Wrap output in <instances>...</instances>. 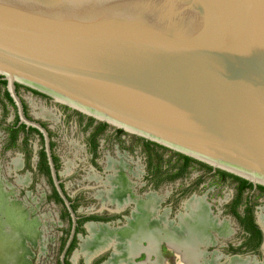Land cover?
Returning a JSON list of instances; mask_svg holds the SVG:
<instances>
[{
  "label": "water",
  "instance_id": "obj_1",
  "mask_svg": "<svg viewBox=\"0 0 264 264\" xmlns=\"http://www.w3.org/2000/svg\"><path fill=\"white\" fill-rule=\"evenodd\" d=\"M0 75L68 206L16 83L264 186V0H0Z\"/></svg>",
  "mask_w": 264,
  "mask_h": 264
},
{
  "label": "rangeland",
  "instance_id": "obj_2",
  "mask_svg": "<svg viewBox=\"0 0 264 264\" xmlns=\"http://www.w3.org/2000/svg\"><path fill=\"white\" fill-rule=\"evenodd\" d=\"M5 89L6 86L2 84L0 94V184L3 190L7 192L8 197L14 196L13 192L16 190L17 199L21 201V204L31 206L30 209H33L34 218L39 214L44 215V223L41 228L42 235L37 237L36 241H27V250L23 256L26 259L24 263L56 264L71 235L67 211L60 202L55 201L52 192L54 182L53 184L50 182V179L53 180L52 174H47L40 165V151L45 145L44 138L35 131L26 133L25 129L21 128L16 139H12L11 127L19 120V114L16 104L4 96ZM18 95L27 105L28 118L42 124L48 131L49 142L53 143L52 153L57 158L56 168L59 172L60 183L70 198L76 200L78 210L75 215L107 212L100 194L105 195L107 192L108 186H105L102 181H105L107 175L112 173L107 169L108 161H120V163L125 161L128 167L125 170L126 178L131 183V190L136 185L135 181L131 179V174L138 175L140 168L134 166L140 165L143 167L141 179H136L135 176L132 178L138 183L148 182L147 186L142 187L143 189L169 188L179 190L190 186L189 197L192 195L207 197L213 213L218 215L221 221H226L229 227L233 229L229 237L219 235L218 243L207 248L206 261H209L210 264L222 263L221 260H225L226 255L233 254L230 250L246 239L247 234L231 211V203L237 196L236 185L233 181L221 180L217 175L207 173L204 167L192 164L186 172L171 179H165L161 174L158 175L156 186H151L149 183L152 180L146 176V163L151 161L154 165L153 170L156 168L157 159L150 158L151 156L155 157V149L154 154L140 150L139 144L142 141L137 140L127 131L116 134V127L110 125L106 131L100 134L94 152L88 138L97 121H90V116L84 113L80 115L73 108L51 97L34 94L24 85L19 87ZM46 110L52 114V117L46 115ZM25 137H27V144H24L23 139ZM157 153L161 155L163 166L169 164L171 167L174 159L178 157V155L160 148H158ZM171 156L174 158L172 159ZM127 159L131 161L132 165ZM180 165L181 161L175 162L168 173H176ZM168 173L164 175L167 176ZM93 174L99 176L101 180L91 179L90 176ZM200 178H202L201 182L197 183ZM248 202L254 205L256 220L259 221V216L264 215V192H244L242 201L236 208L237 211L243 214ZM89 236L87 230L79 232L75 248L69 253V258L73 262L92 263H89L88 258L82 252V245ZM163 247H165L164 255L170 264H177V257L173 251L169 250L166 245ZM110 250L111 248L106 249L103 253L96 255L93 260L100 256L102 258L109 257ZM219 253L222 255V259L213 262V256ZM249 255L262 260L263 250L260 248L254 254ZM141 258L144 259L145 255Z\"/></svg>",
  "mask_w": 264,
  "mask_h": 264
},
{
  "label": "bare ground",
  "instance_id": "obj_3",
  "mask_svg": "<svg viewBox=\"0 0 264 264\" xmlns=\"http://www.w3.org/2000/svg\"><path fill=\"white\" fill-rule=\"evenodd\" d=\"M45 112L52 117L49 111ZM126 167L125 161H108L107 169L112 173L105 181L102 179L108 189L105 195L100 194L105 206L119 209L130 198L131 183L126 178ZM90 178L101 180L96 174ZM16 192L14 190V196L8 197L0 184V264H25L23 256L27 241H36L42 235L44 215L34 218L31 206L21 204ZM158 199L150 194L147 201H137L132 221L125 227L112 229L108 225L88 223L90 236L82 245L88 260L112 246L113 253L107 264H133L131 258L141 253L146 254L147 260L139 264H169L162 254V245H166L176 255L177 264H210L206 261L207 248L218 243L219 235L229 237L233 229L213 213L206 196L194 195L186 200L183 204L185 212L178 214L177 223L168 218L167 210L163 215H157L155 204ZM259 222L264 228V215L259 216ZM220 259V253L213 256V262ZM219 264H264V261L251 257L228 258V262Z\"/></svg>",
  "mask_w": 264,
  "mask_h": 264
},
{
  "label": "flooded vegetation",
  "instance_id": "obj_4",
  "mask_svg": "<svg viewBox=\"0 0 264 264\" xmlns=\"http://www.w3.org/2000/svg\"><path fill=\"white\" fill-rule=\"evenodd\" d=\"M17 84H19V83H16V91H17V93H18V89H19V87L17 86ZM6 89H7V82H6ZM25 87H27V86H25ZM27 88H29V87H27ZM30 89V88H29ZM8 90V89H7ZM34 94H40V93H37V92H35V91H33L32 89H30ZM41 96H44V97H49V96H46V95H43V94H40ZM50 98V97H49ZM14 102V101H13ZM22 103H23V107H24V105H26V103L25 102H23L22 101ZM14 104H15V102H14ZM26 107H27V105H26ZM28 110V109H27ZM75 110V109H74ZM24 111H25V109H24ZM75 111H77V110H75ZM77 112H79V111H77ZM25 114L26 115H28V112L26 113L25 112ZM79 114V113H78ZM90 118H93V117H91L90 116ZM93 120H95V121H97L96 123H95V125H94V128L91 130V132H90V134H89V137L92 135V133H94L98 128H99V126H100V124L102 123V121H99V120H97V119H95V118H93ZM19 122V121H18ZM103 123H105V122H103ZM19 124H22V123H19ZM108 124V123H107ZM110 126V124H108L106 127H105V129H104V131H106V129L108 128ZM116 127V126H115ZM25 129L26 130H29L30 129V127H27V126H25ZM103 131V132H104ZM126 130H124V129H121V128H118V127H116V134H122L123 132H125ZM128 132V131H127ZM130 133V132H129ZM130 134H132V133H130ZM133 135V137L134 138H136L137 140H140V141H142L141 142V144H139L140 146H139V149L140 150H144V151H146V152H148V150L146 149V144H145V141L144 140H142L141 139V137L140 136H137V135H135V134H132ZM41 137H43V135H40ZM100 136V135H99ZM99 136H98V138H97V140L99 139ZM24 140V139H23ZM135 143V142H134ZM151 145V147H153L154 149H155V151L157 152L158 151V148H160L159 146H156V145H153V144H150ZM42 149H44V146L42 147ZM51 149H52V147H51ZM160 149H163V148H160ZM45 150V149H44ZM168 151H170L172 154L174 153V150H168ZM149 157V156H148ZM126 158V157H125ZM171 158L173 159L174 158V156H171ZM53 159H54V154H53ZM150 159V158H149ZM129 162H130V164H131V161L129 160V159H127ZM47 161H48V159H47ZM173 161V160H172ZM177 161H181V165L183 164V163H185L186 162V160L185 159H182V158H180V157H177V159H174V163L176 162L177 163ZM54 162H55V160H54ZM174 163H172V165H174ZM49 164V163H48ZM151 164H152V162L151 161H149V162H147L146 163V170H147V173H146V176H148V177H150V179L152 180L150 183H149V185H151V186H156V184H157V182H158V178H157V176H158V173H157V167L153 170V168H152V166H151ZM192 164H196V165H199V166H202V167H204V169H205V171L207 172V173H209V174H211V175H217L221 180H228V181H233V183H235V185H236V191H237V194H238V186L240 185V182L239 181H236V180H234L232 177H229V176H224L223 174H222V172L220 171V169L219 168H214V167H212L211 169H208L207 167H205V166H203V165H201L200 163H198V162H191L189 165H188V167H187V170L190 168V166L192 165ZM55 165H56V163H55ZM132 165V164H131ZM171 165V167L169 166V164L168 165H166V166H163V163L161 162V167H162V173H161V175H163V177L165 178V179H171V178H173L174 177V174H175V172L174 173H172V174H169L168 173V171L169 170H171V168L173 167ZM180 165V166H181ZM134 167H138V168H140V170H139V174L138 175H132L131 174V179L133 180V181H135V183H136V185H135V187H134V189L133 190H131L132 191V193H131V195H129L130 196V198L127 200V203L122 207V208H119V209H116V208H111V207H108V206H106L105 208H106V210H107V212H105V213H95V212H90V213H86V214H79V215H76V220H75V222L73 221V218H72V216H71V214H70V208L74 211V212H76L78 209H77V205H76V200L75 199H71L70 198V196H69V194H67L66 193V191L64 190V188H63V186H62V184L60 183V185H61V187H62V191L64 192V194L66 195V197L68 198V200L70 201V205L68 206L66 203H65V201H64V199L62 198V196H61V194H60V192L58 191V189L56 188V186H55V184H54V186H55V189H56V191L58 192V195L60 196V198H61V200H59V199H56L55 198V201L56 202H60L64 207H65V209H66V211H67V213L69 214V219H68V222H69V227H70V232H72V230H74V234H73V237L70 239H68L67 240V242H66V246H67V244H68V242H69V240H71L70 241V243H69V245L67 246V247H65V249H62L61 247V249L62 250H64L63 251V253H62V255L58 258V260H57V262H56V264H81V263H77V262H73L70 258H69V253L72 251V250H74V248L70 251V252H68V250H69V248H70V245L71 244H73V243H76V241H77V237H78V234H79V232H81V230H87L88 232H89V230H88V228H87V222H89V221H92V222H90V223H97V224H102V225H108V227H110V228H112V229H117V228H121V227H125L126 225H128L131 221H132V217H133V211H134V209H135V207H136V203H137V201H147L148 200V198H149V195L150 194H154L155 196H157L159 199H158V201L156 202V204H155V208H156V212L158 213L157 215L158 216H161V215H163L164 214V211H166L167 210V216H168V218L170 219V220H174L175 221V223H177L176 221H177V216H178V214L179 213H181V212H185L184 210H185V207H184V203L186 202V200H189L192 196H194V195H192V196H190L189 197V195H190V191H191V189H190V186H187L186 188H182V189H179V190H173V189H169V188H166V189H155V188H145V189H143L142 187L143 186H147L148 185V182H140V183H138V181L137 180H134L132 177H136V179H141V173H142V171H143V167L142 166H134ZM180 170V167L178 168V170H177V172ZM153 171V172H152ZM165 173H168L167 174V176H165L164 174ZM51 174V173H50ZM160 175V174H159ZM246 191H248V192H250V193H253V192H255V191H261L260 189H258L257 187H255V186H253L252 188H246L244 191H243V193L244 192H246ZM53 193H54V189H53V191H52ZM263 192V191H262ZM196 196H200V195H196ZM235 199V198H234ZM249 204H251L250 202H248ZM70 207V208H69ZM245 209V208H244ZM255 218H256V216H255ZM257 221V220H256ZM260 227V226H259ZM81 228V229H80ZM262 230V229H261ZM262 232H263V230H262ZM71 236V235H70ZM88 236V235H87ZM263 240H264V232H263V239H262V242H261V244H260V246H259V248L258 249H260L261 248V246H262V243H263ZM244 242V240L243 241H241L240 243H239V245L238 246H236V247H234L232 250H230V252L231 253H233V254H241V255H246V254H254L256 251H254V249H252V246L250 245H245V246H242L241 248L239 247V246H241V244ZM62 245V244H61ZM60 245V246H61ZM109 248H111V250H110V256L109 257H106V258H102V256H100L99 258H96L95 260H93L94 259V257L96 256V255H99V254H101V253H103V251H105L106 249H108V248H106V249H104V250H102L101 252H98V253H96V254H94L93 256H92V258L89 260V263H91V264H107V262L110 260V258H111V256H112V253H113V249H114V247H112V246H110ZM168 248V247H167ZM164 249H165V247H163V245H162V254H163V257L169 262V260H168V258H166L165 257V255H164ZM169 249V248H168ZM232 254V255H233ZM143 255H145V258L143 259V258H141ZM85 260H86V258H85ZM147 260V257H146V254H144V253H141L139 256H137V257H135V258H131V263H133V264H139V263H141V262H145ZM87 262V261H86ZM138 262V263H137ZM88 263V262H87ZM169 264H170V262H169Z\"/></svg>",
  "mask_w": 264,
  "mask_h": 264
},
{
  "label": "trees",
  "instance_id": "obj_5",
  "mask_svg": "<svg viewBox=\"0 0 264 264\" xmlns=\"http://www.w3.org/2000/svg\"><path fill=\"white\" fill-rule=\"evenodd\" d=\"M6 80L2 78V76L0 75V94H1V85H6ZM17 86H22V84H17ZM31 89V88H30ZM33 91L37 92V93H40L38 92L37 90H34L32 89ZM42 94V93H40ZM44 95V94H43ZM4 96L11 102H13V99L9 93V91L7 89H5L4 91ZM24 109H25V112L27 113V107L26 105H24ZM80 115H82L81 112H78ZM93 118H90V121H92ZM19 120H17V123L14 124L12 127H11V136H12V139L15 140L16 137H17V133L18 131L23 128L25 129V124L22 123V124H19L18 123ZM108 124L107 123H101L99 128L94 132L92 133V135L88 138L89 140V143H90V146L92 148V150L95 152L96 151V147H97V138L98 136L103 133L105 127L107 126ZM29 131H35L37 133H39L40 135H42V133L37 129V128H34V127H30L29 130H26L25 129V132L28 133ZM142 140L145 141V144H146V149L148 150L149 153H153L154 151V148L151 147L150 144H153V145H156V146H159L160 148H163L165 150H170L169 148L165 147V146H162L158 143H155L153 141H149V140H146L145 138H142ZM26 140H27V137L24 138V144H27L26 143ZM51 147H53V143H51ZM154 154V153H153ZM174 154L175 155H178V157L182 158V159H185L186 162L183 163L181 166H180V170L178 172H176L174 174V177L175 176H178L184 172L187 171V167L188 165L191 163V162H198L200 163L201 165L207 167L208 169H211L212 166L209 165V164H206L204 162H201L199 160H196L190 156H187L185 154H182L180 152H176L174 151ZM151 156V155H150ZM155 157H150V158H155L157 159V173L158 175L161 174L163 171H162V167H161V155L158 154L157 152H155L154 154ZM54 160H55V163H56V166H57V158L56 156L54 155ZM40 165L42 167V169L50 175L51 171H50V166L48 164V161H47V154H46V151L44 149H41L40 151ZM151 166L153 167V163L151 164ZM220 171L222 172V174L224 176H229V177H232L234 180L236 181H239L240 182V185L238 186V194L237 196L235 197V199L232 201L231 203V211L232 213L236 216L237 220L239 221L240 225L242 226L244 232L247 234L246 236V239L244 240V242L241 244V246H239L240 248L242 246H247V245H251L252 246V249H254V251H257L261 242H262V239H263V232L261 230V228L259 227L258 223L256 222V218H255V212H254V205L253 204H249L247 203L245 209H244V212L243 214H241L240 212L237 211V206L238 204L242 201V195H243V191L248 187V188H252L254 186V184L250 181H248L247 179L245 178H242L240 176H237L233 173H230V172H227L225 170H221ZM202 180V178L198 179L197 180V183H200ZM50 182L53 184V180L50 179ZM258 189H260L261 191L264 192V186L263 185H258L257 186ZM53 189H54V197L56 199H59L61 200L60 196L58 195V192L56 191L55 189V186L53 184ZM68 217H69V214L67 213ZM81 229V228H80ZM75 246V243L71 244L70 245V248L68 250V252H70Z\"/></svg>",
  "mask_w": 264,
  "mask_h": 264
}]
</instances>
